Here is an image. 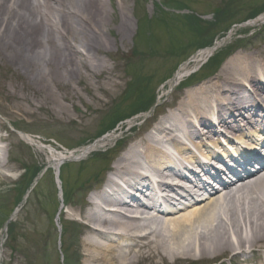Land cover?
Instances as JSON below:
<instances>
[{"label": "bare ground", "instance_id": "6f19581e", "mask_svg": "<svg viewBox=\"0 0 264 264\" xmlns=\"http://www.w3.org/2000/svg\"><path fill=\"white\" fill-rule=\"evenodd\" d=\"M109 1L111 9H107L103 0H0V68L13 71V76L0 84L4 96L12 103L4 112L7 117L32 116L36 110L44 108H51L60 117L64 103H74L69 95L77 93L75 84H83L86 90L85 79L92 80L104 74L113 80L112 69L106 68L102 56L109 54L111 46L117 48L118 42L125 45L132 31L126 1ZM107 19L120 20L110 29ZM107 35L113 37L112 42ZM210 52L200 56L206 57ZM195 59L194 63L200 62ZM186 66L181 68L177 80L188 73H183ZM96 68L101 72L95 73ZM260 74L262 77L258 78ZM262 82L264 56L256 59L253 54L236 55L223 65L214 79L181 97L178 107L157 123L155 137L146 136L124 151L113 164L111 177L77 210L90 226L116 224L120 231L116 245L112 246L103 241L112 238L86 226L81 240L85 248L84 264H141L155 260L177 261L182 256L197 255L210 259L233 251L244 253L246 246L250 252L264 248V169L238 180L233 170L232 175L231 170L227 175L223 170H210L219 160L217 156L201 170L202 175L188 180L192 188L208 196L201 194L190 199L183 208L186 213L180 214L173 206L164 211L153 206L146 209L144 217L131 215L139 208L138 193L146 196L145 192L150 191L148 196L152 197L153 187H164L161 182L155 184L154 179L186 172L184 163L193 162L189 146L200 145L201 149H207L203 141L216 132L210 121L211 111H216L220 126H227L223 128L236 129L237 115L244 112L250 123L264 121L261 116L264 112ZM81 90L84 91L82 87ZM92 98L101 102L94 94ZM189 112L195 115L197 127L185 118ZM183 121L186 123L180 125V132L187 144L175 135L178 132L176 123ZM167 143L178 146L177 162L160 152L159 147ZM241 150V147L234 148L230 150L234 154L226 153L221 157H234ZM160 153L162 160L168 161L161 163L160 159L157 162ZM246 153H243L245 157L250 156ZM2 156L4 152L0 149V178L3 170H10L8 160H2ZM64 159L58 157L57 168ZM142 159L147 163L139 166ZM141 167H144L142 172H138ZM114 176L128 186L129 192H122L126 200L115 199L108 193ZM113 186L119 191L117 184ZM204 199L207 202L200 205ZM112 202H117L116 213L104 216L101 204Z\"/></svg>", "mask_w": 264, "mask_h": 264}, {"label": "rangeland", "instance_id": "374dc122", "mask_svg": "<svg viewBox=\"0 0 264 264\" xmlns=\"http://www.w3.org/2000/svg\"><path fill=\"white\" fill-rule=\"evenodd\" d=\"M103 1L107 9H111L110 1ZM125 1L132 33L128 39H126L125 45L118 42L117 48L111 46L112 49L108 52L109 54L102 56L106 68L112 69L113 80L110 77H104V74L92 80L85 79L84 82H86L85 84L88 86L86 92L81 90V87L84 90L83 84H81V86L75 84L74 87L77 89V93L69 95L74 103L73 105L64 103V110L61 112L60 117L54 114L51 108L36 110L32 116H4L3 112H5L12 103L10 99L4 96L0 86V121L4 123L8 134H12L18 138V141H22L18 135L14 133L15 131L12 128L13 125L19 130H26L27 132L38 135L42 134L47 138L52 136V138L63 145L70 147H73L79 140L82 141L83 139L93 137L101 130L100 125L101 121H103L101 120V114L103 113V115H105L109 113L112 107L114 108L116 104L124 100L125 91H127L129 82L132 81V79L126 78V73L141 75L143 79H145L147 90L145 91L146 94L142 95V97L140 94V97H137L132 103H124L123 106H126L124 112L130 113L131 110L129 109H143L145 106H149L152 97L155 96L157 94L156 92H158L157 90H159V85L161 83L163 85V83L166 82L164 80L167 78L171 80L175 72L189 61V59L185 60L190 52H188V49L186 52H178L180 53L179 57L176 55L172 57L173 55L169 53V50H171L170 41H174L176 45L180 42L181 45H185L191 38L190 33L185 30L186 24L183 20L184 16L189 14L186 9L197 12L204 21L223 19L222 21H224V24L220 26L223 29L225 25L227 27L232 23H240L244 18L250 16V10L258 6V4H262L263 0H173V3H170V5L174 4L175 7L179 9L186 7L184 10L174 9L173 15L169 13L165 15L163 6L159 9V5L156 3H160L159 0ZM148 19H152V22L149 23ZM155 19L167 21L168 27H165V22L163 26L159 25ZM119 20L120 19H116V21ZM137 20H140L142 25L141 30L138 32ZM116 21L107 19L108 27L112 29L113 25L117 23ZM247 25L248 24H243L242 26L234 25L233 28L227 32L226 39L221 41V46L227 44V41L233 38L238 30H245V32H248L249 26ZM258 28L262 29L261 34L248 39L240 54H254L258 58L261 57V54L264 55V24ZM107 38L111 42L113 41V37L107 35ZM126 66H128V68H126ZM99 72H101V70L96 68L95 73ZM10 76H13L12 70L0 68V84H3L6 78ZM114 85L117 87L113 88ZM97 88L106 90V93L103 95L102 91H98ZM92 94L99 97L101 102L97 103L93 101ZM73 95L76 96L72 99ZM20 121L25 122V124H19ZM143 128L144 127H140L134 130L133 135H140L143 133ZM115 130H117V128H115ZM206 141L208 140H205V142ZM209 141L213 142V139ZM8 142L10 143V140H8ZM22 143L25 147L22 152H12L16 160L19 161L26 157L33 159L35 164H46L49 159L47 152H39V155H36L35 148L28 146L23 141ZM37 146L41 148L39 145ZM121 154L122 152L120 154L117 153V156H115V153L111 154L110 158L112 156L115 157H113L112 160L110 159V161L107 160L108 163L105 165L98 164L99 166H97L88 163L87 166L83 165V167H78L80 170L84 169L79 175L75 169L76 167L73 168L74 170L71 169V173L67 172V174L63 176L68 191L67 198L64 196V189L62 196L60 188H58L59 190L55 188L53 181L51 182L50 179L51 175L48 173L37 190V194L32 193L30 195L31 199L27 201L26 207L19 216L14 240L11 242L10 248L6 247L4 250V264H84L83 255L85 248L81 246L82 239L79 237L77 229L69 224H58L57 214L61 207V198L65 200L64 205L67 207L66 210L69 213L76 214L81 201L85 197L80 186L83 187L88 183L89 187V185L93 186L95 183L100 182L103 177H105V167L112 165ZM67 177L71 179L69 187L65 181ZM96 178H98V180H95ZM69 179H67V181ZM0 184H5V182H0ZM86 187L87 186H85V188ZM49 192L51 195H48ZM69 192L70 196H68ZM50 196L51 201H47L46 198ZM12 201L13 195L7 196L4 206L6 213L11 210L10 205ZM45 210L48 213L45 212ZM3 218L4 216L0 217V222ZM60 218L69 219L71 217L66 216ZM61 221L63 222V220ZM21 254H25L27 259L25 260L23 257L19 256ZM183 257L184 256L180 257L176 262H172V260L163 262L155 260L153 262L145 261L141 264H190L196 260L192 258L193 256H188L185 260H183ZM198 257L199 256H196L197 259ZM248 263H250V259L247 260L245 258L240 262V264Z\"/></svg>", "mask_w": 264, "mask_h": 264}]
</instances>
